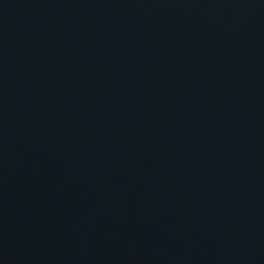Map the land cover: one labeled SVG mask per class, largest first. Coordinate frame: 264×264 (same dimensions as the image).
I'll use <instances>...</instances> for the list:
<instances>
[{
    "label": "water",
    "instance_id": "1",
    "mask_svg": "<svg viewBox=\"0 0 264 264\" xmlns=\"http://www.w3.org/2000/svg\"><path fill=\"white\" fill-rule=\"evenodd\" d=\"M0 264H264V0H0Z\"/></svg>",
    "mask_w": 264,
    "mask_h": 264
}]
</instances>
